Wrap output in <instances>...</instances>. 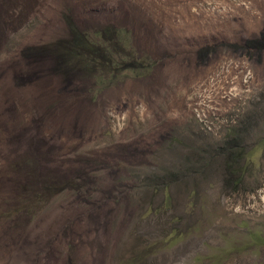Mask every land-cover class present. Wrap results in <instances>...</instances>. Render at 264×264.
Masks as SVG:
<instances>
[{"label":"rangeland","instance_id":"374dc122","mask_svg":"<svg viewBox=\"0 0 264 264\" xmlns=\"http://www.w3.org/2000/svg\"><path fill=\"white\" fill-rule=\"evenodd\" d=\"M0 264H264V0H0Z\"/></svg>","mask_w":264,"mask_h":264},{"label":"trees","instance_id":"16d2710c","mask_svg":"<svg viewBox=\"0 0 264 264\" xmlns=\"http://www.w3.org/2000/svg\"><path fill=\"white\" fill-rule=\"evenodd\" d=\"M81 45H84L82 48H90V44H83L81 43ZM38 49V48H36ZM36 49H33V51H35ZM133 59V62H131V64L125 68V71L128 75L130 76H134V77H139L144 75L145 71L149 69V66L145 65V61H141V60H137ZM91 64V62H89ZM87 65V64H85ZM111 63L109 65V67H111ZM104 68H106L105 64L103 65ZM84 69V68H83ZM90 70V69H89ZM84 71H82V73H84ZM70 74V73H69ZM33 75V74H31ZM30 75V76H31ZM86 75H84L85 77ZM40 77V75H37V79ZM60 80H62L63 84H67V82L69 81V75L68 74H63L59 76ZM37 79L32 78L31 81L35 82ZM84 82V81H83ZM38 84H40V80L37 82ZM42 87H40L39 89H41ZM46 92V91H45ZM47 94V92H46ZM46 94H39V96L37 97V105L43 106L45 99L47 97ZM243 151H237V152H233L232 155V159L236 160L239 159L242 155H243ZM238 172V171H237ZM175 175V173L169 170H163L162 172H155L153 171L151 173V177H147L146 179H148L146 182H144V184H140L138 185V189L140 191V197L142 198L141 200V206H143V210L144 212H147L148 210H152V209H159V208H168L170 206V198L171 195L169 193V180H171V177ZM241 179V174L239 173L236 177V183L240 182ZM158 193H163V199L160 202V204L155 205L153 203L155 196ZM145 205V206H144ZM129 214V211L127 212ZM251 240L253 241H261V237L254 233V234H250ZM253 241H250V243H255ZM258 244V243H255Z\"/></svg>","mask_w":264,"mask_h":264}]
</instances>
